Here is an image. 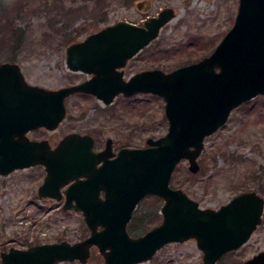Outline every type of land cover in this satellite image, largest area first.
<instances>
[{"label": "water", "instance_id": "obj_1", "mask_svg": "<svg viewBox=\"0 0 264 264\" xmlns=\"http://www.w3.org/2000/svg\"><path fill=\"white\" fill-rule=\"evenodd\" d=\"M144 3L136 7L142 9ZM174 18L175 10L166 7L142 25L119 20L71 44L68 68L95 75L85 83L47 89L28 83L18 63H0V175L43 165L46 176L38 195L61 201L65 194L63 209L81 211L90 230L74 243L12 248L2 254L3 264H88L92 247L105 264H140L165 245L189 240H196L204 264H217L245 245L261 224L264 198L256 192L238 194L219 209H204L170 183L182 160L192 173L199 172L205 138L227 123L234 108L264 96V0H239L233 26L200 61L170 72L145 70L126 81L118 68ZM75 93L95 95L107 105L119 94L157 95L165 101L168 132L149 138L146 147H124L117 154L111 138L104 150L96 151L90 134L69 133L55 148L48 139L27 136L40 128L56 130L67 114L66 99ZM151 195L164 200L163 221L134 237L128 224L139 203ZM242 264H264V250Z\"/></svg>", "mask_w": 264, "mask_h": 264}, {"label": "rangeland", "instance_id": "obj_2", "mask_svg": "<svg viewBox=\"0 0 264 264\" xmlns=\"http://www.w3.org/2000/svg\"><path fill=\"white\" fill-rule=\"evenodd\" d=\"M141 1L145 3L139 9L136 6ZM100 2L0 0V63L15 60L31 85L54 90L79 84L85 74L73 73L66 64V51L72 42L83 41L118 20L141 23L145 16H156L165 7H172L175 18L131 62L126 74L131 76L153 66L169 72L212 53L233 26L239 6V0ZM69 6L88 8L71 15L65 13ZM9 19V28L14 23L20 29L19 43L4 40L1 28ZM163 100L153 94L119 95L106 105L96 97L74 94L67 99V114L56 130L37 129L28 136L33 140L48 139L55 146L71 131L87 132L99 139L100 147L109 138L116 151L129 146L145 147L147 139H158L168 132ZM198 161L200 170L192 173L188 161L182 160L172 175L171 186L183 189L202 208L218 209L247 191L264 198V96L234 108L227 123L205 138ZM45 176L42 165L0 175V251L62 240L73 243L89 236L81 211H66L62 203L38 195ZM162 205V199L147 196L135 209L128 226L135 227L148 214L153 221L146 226L159 225ZM252 234L245 245L223 255L217 264H242L264 250V213ZM92 252L89 264H105L97 247ZM202 257L196 241L189 240L168 244L152 260L140 264H204Z\"/></svg>", "mask_w": 264, "mask_h": 264}, {"label": "flooded vegetation", "instance_id": "obj_3", "mask_svg": "<svg viewBox=\"0 0 264 264\" xmlns=\"http://www.w3.org/2000/svg\"><path fill=\"white\" fill-rule=\"evenodd\" d=\"M159 13V12H158ZM153 16H155V15H153ZM150 17H152V16H150V15H148V16H145V19L141 22V23H139V24H144V22L148 19V18H150ZM135 23V22H134ZM149 46V45H148ZM69 47V46H68ZM147 48V46L144 48V49H146ZM68 49V48H67ZM144 49H142L140 52H138L133 58H131V59H129L128 60V62H127V64L123 67V68H118V71H123V78L127 81V80H129V79H131L134 75H136L137 73H139V72H142V71H145V70H153V69H160V68H158V67H151V68H148L147 69V67L146 68H141V69H139L137 72H134V74H132L131 76H127V74H126V70H127V68L130 66V64H131V62L134 60V59H136L140 54H141V52L144 50ZM67 52V51H66ZM211 54V53H210ZM208 55V54H207ZM206 55V56H207ZM206 56H204V57H206ZM160 56L159 55H157V57L156 58H159ZM204 57H202V58H200V59H197L196 61H193L192 63H194V62H197V61H200L201 59H203ZM6 62H9V61H6ZM10 62H14V63H17L16 61H10ZM9 62V63H10ZM66 64H67V53H66ZM191 64V63H190ZM186 65H188V64H186ZM182 66H184V65H182ZM179 67H181V66H179ZM163 70V69H162ZM71 71V70H70ZM165 71V70H164ZM73 72V71H72ZM75 73H82V74H85V78H84V80H82V81H80V83H82V82H84L85 83V81H87V80H90V79H92L95 75L92 73H87V72H84V71H81V70H79V71H74ZM73 72V73H74ZM165 72H168V71H165ZM170 72V71H169ZM86 93H75V95H85ZM87 96H91V97H94L95 98V95H92V94H86ZM120 95H122V94H120ZM137 95H140V94H137ZM137 95H135V96H137ZM72 96V95H71ZM119 96V95H118ZM70 97V96H69ZM68 97V98H69ZM67 98V99H68ZM97 98V97H96ZM67 99H66V101H67ZM98 99V98H97ZM99 100V99H98ZM66 103V102H65ZM108 105H110V104H108ZM40 129H44V128H40ZM32 131H35V130H32ZM32 131H30V132H32ZM71 132H75V131H71ZM70 132V133H71ZM79 133H81V132H79ZM28 134H29V132L27 133V136H28ZM67 134H69V133H67ZM81 134H90V133H87V132H84V133H81ZM66 135V134H65ZM64 135V136H65ZM90 135H92V134H90ZM93 137H94V139H95V150L96 151H102V150H104L105 149V147H106V142H105V146L104 147H100V146H98L99 145V139L98 138H96L94 135H92ZM29 137V136H28ZM30 138V137H29ZM31 139V138H30ZM33 140V139H32ZM61 140V139H60ZM108 140V139H107ZM113 140V139H112ZM148 140V139H147ZM147 142V141H146ZM56 146V145H55ZM55 146H53V147H55ZM129 147H132V146H129ZM146 147V146H145ZM124 148V147H123ZM113 151L117 154L119 151H120V149L119 150H115V147H114V144H113ZM71 182H69L68 184H66L65 186H63L62 187V192H63V194H64V192H65V189L69 186V184H70ZM102 195H103V193H102ZM54 200V199H53ZM64 200H65V197L61 200V201H58V203H62V205H63V203H64ZM41 244H43V243H41ZM34 245H39V244H29V245H27V246H23V247H17V249L19 248V249H22V250H24V249H28V248H30L31 246H34ZM12 248H16V247H10L9 249H4V250H2V251H0V264H3L2 263V254L3 253H8ZM95 247H92V249H91V252L93 251V249H94ZM93 253V252H92ZM92 253H91V255H92ZM91 257V256H90ZM90 259V258H89ZM89 259H88V264H89ZM69 263V262H71V263H80V264H83V263H81L79 260H75V261H64V262H62V263ZM61 262H59V263H56V264H60ZM61 263V264H62Z\"/></svg>", "mask_w": 264, "mask_h": 264}, {"label": "trees", "instance_id": "obj_4", "mask_svg": "<svg viewBox=\"0 0 264 264\" xmlns=\"http://www.w3.org/2000/svg\"><path fill=\"white\" fill-rule=\"evenodd\" d=\"M99 3H101L100 1H103V0H97ZM127 2H130L131 0H126ZM88 7L85 6V7H81V6H69L67 9H66V12L65 13H68V14H76L77 12H80L81 9L82 10H85L87 9ZM95 12V9H93V13ZM6 24H4L1 28V30L3 31L4 33V40H8L9 39L12 41V42H16V43H19L20 42V38H21V34L20 33V29L18 30V28L16 26H13V24L10 26V28L8 27V23H10V19L8 20V22H5ZM12 61H15L12 59ZM153 198H156L158 200L161 201V199L159 197H153ZM155 207V206H154ZM156 211H159V210H156ZM151 222L153 221V216L148 214L147 216L144 215L143 217V220L141 222H137L136 223V226L132 227V225L128 226V231L131 235L133 236H140L142 234H144L146 231H148L152 226L150 225H147L146 226V223L147 222ZM232 253V252H231ZM231 255V254H230ZM222 263V262H221ZM223 264V263H222Z\"/></svg>", "mask_w": 264, "mask_h": 264}]
</instances>
